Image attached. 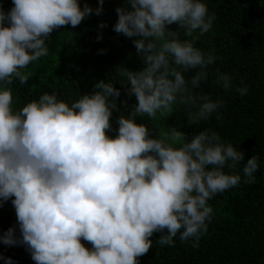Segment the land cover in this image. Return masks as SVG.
<instances>
[{
  "label": "clouds",
  "instance_id": "9594fccd",
  "mask_svg": "<svg viewBox=\"0 0 264 264\" xmlns=\"http://www.w3.org/2000/svg\"><path fill=\"white\" fill-rule=\"evenodd\" d=\"M12 3L8 12L0 5V207L11 200L19 236L10 227L0 244L24 246L35 264H140L156 233L161 246H175L179 234L198 247L213 219L208 201L240 184L232 173L245 153L210 128L189 137L165 122L174 105L188 127L222 119L223 101L195 91L222 59L197 46L215 14L202 0H124L113 31L132 40L144 67L116 66L119 82L99 80L71 104L44 92L17 109L11 85L27 84L26 69L48 54L51 34L101 15L105 0L95 9L80 0ZM215 76L213 84L233 89L231 75L217 68ZM116 83L137 103L118 106ZM235 91L244 96L248 88ZM258 161L253 155L244 164V183L255 182Z\"/></svg>",
  "mask_w": 264,
  "mask_h": 264
},
{
  "label": "trees",
  "instance_id": "16d2710c",
  "mask_svg": "<svg viewBox=\"0 0 264 264\" xmlns=\"http://www.w3.org/2000/svg\"><path fill=\"white\" fill-rule=\"evenodd\" d=\"M87 2L93 9L98 0H80L81 7ZM209 14L216 20L213 28L197 42L204 51L215 49V55L222 57L208 69L207 82H202L195 91L210 94L215 101L220 99L224 107L220 109L222 119L215 115L198 126L188 127L183 107L174 105V113L166 120L167 126H176L189 137L192 133L210 128L216 131L221 140L231 143L245 153L234 173L240 174L238 186L218 193L208 204L213 209V219L208 231L194 248L192 241L182 243L179 234L175 246L157 243L161 235L151 238L152 248L140 257V264H264V0H202ZM3 10L8 12L14 5L12 0H0ZM124 6V0H105L103 13H94L76 28L70 25L51 34L47 40L48 54L31 63L26 71L30 73L27 84L14 82L11 85L14 95V108H22L31 100L38 99L44 92H56L58 99L71 104L80 94L91 93L99 80L119 82L122 78L113 71L123 65L132 71L144 67L136 54L132 40L113 31L118 16L117 7ZM106 23L107 27L98 26ZM175 29V26H170ZM74 33V34H73ZM102 36L101 40L97 37ZM181 39H184L181 36ZM100 50H105L101 54ZM232 76V90H224L213 84L215 69ZM185 74V78L193 75ZM247 86L248 93L241 96L236 87ZM115 87L121 90L119 101L128 100L129 105L137 103L133 96L128 99L120 83ZM120 115L114 112L115 121ZM137 123H148L147 118H138ZM115 131L109 132L115 136ZM253 155L259 157V168L255 182L244 183L242 169ZM225 173L230 170L225 167ZM10 227H16L19 236L15 209L11 200L0 207V234ZM86 247L91 245L85 242ZM0 255L10 258L13 264H35L24 246L9 247L0 244ZM5 264V260H0Z\"/></svg>",
  "mask_w": 264,
  "mask_h": 264
}]
</instances>
